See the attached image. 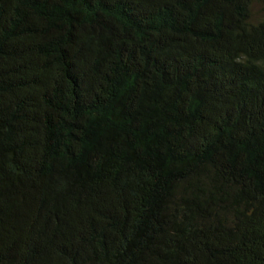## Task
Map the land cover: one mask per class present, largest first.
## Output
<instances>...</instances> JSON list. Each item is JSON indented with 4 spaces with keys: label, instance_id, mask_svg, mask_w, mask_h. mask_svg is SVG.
Here are the masks:
<instances>
[{
    "label": "trees",
    "instance_id": "16d2710c",
    "mask_svg": "<svg viewBox=\"0 0 264 264\" xmlns=\"http://www.w3.org/2000/svg\"><path fill=\"white\" fill-rule=\"evenodd\" d=\"M0 264H264V0H0Z\"/></svg>",
    "mask_w": 264,
    "mask_h": 264
}]
</instances>
